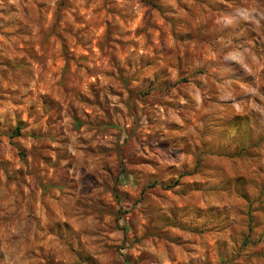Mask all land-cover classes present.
<instances>
[{
	"label": "rangeland",
	"instance_id": "1",
	"mask_svg": "<svg viewBox=\"0 0 264 264\" xmlns=\"http://www.w3.org/2000/svg\"><path fill=\"white\" fill-rule=\"evenodd\" d=\"M228 3L0 0V264H264V28Z\"/></svg>",
	"mask_w": 264,
	"mask_h": 264
},
{
	"label": "clouds",
	"instance_id": "2",
	"mask_svg": "<svg viewBox=\"0 0 264 264\" xmlns=\"http://www.w3.org/2000/svg\"><path fill=\"white\" fill-rule=\"evenodd\" d=\"M210 2L214 3H222L224 0H210ZM240 21H251L252 23L256 24L258 28H264V0H229L228 3V11L222 15L216 22L219 24H223L225 26H235ZM247 52V49H245ZM227 59H235L236 57L229 55L226 56ZM242 63V61H241ZM247 67V66H245ZM175 75V74H174ZM135 83V81L133 82ZM207 83V81H206ZM247 91L255 93L254 88H249ZM205 98L207 96V89L204 90ZM199 93H195V99L197 100V105L199 104ZM226 97L221 96V99H225ZM175 99L179 100L180 104H188L189 102L184 100L183 98L176 96ZM252 108L256 109L257 111L261 112L264 115V109L259 108L256 104L251 105ZM208 111H211V106L209 107ZM175 118V117H174ZM202 127V124H194L192 127L186 128V131L189 133H196L193 132V129H199ZM103 142V141H101ZM172 161H162L161 163H171ZM179 167V164H177ZM47 222V221H45ZM37 221H30V227L33 231H35V224ZM24 227V220L21 217L20 224L18 228Z\"/></svg>",
	"mask_w": 264,
	"mask_h": 264
},
{
	"label": "trees",
	"instance_id": "3",
	"mask_svg": "<svg viewBox=\"0 0 264 264\" xmlns=\"http://www.w3.org/2000/svg\"><path fill=\"white\" fill-rule=\"evenodd\" d=\"M20 127H16L14 130H13V135L14 136H18V135H20Z\"/></svg>",
	"mask_w": 264,
	"mask_h": 264
}]
</instances>
